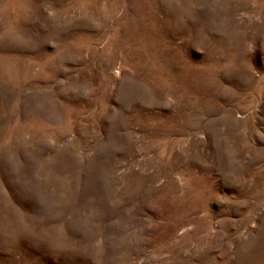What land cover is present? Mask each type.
Instances as JSON below:
<instances>
[{
  "label": "rangeland",
  "instance_id": "1",
  "mask_svg": "<svg viewBox=\"0 0 264 264\" xmlns=\"http://www.w3.org/2000/svg\"><path fill=\"white\" fill-rule=\"evenodd\" d=\"M0 264H264V0H0Z\"/></svg>",
  "mask_w": 264,
  "mask_h": 264
}]
</instances>
